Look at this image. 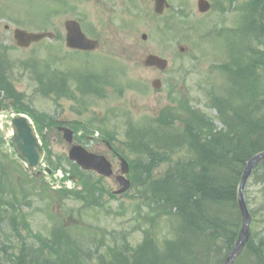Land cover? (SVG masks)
<instances>
[{
	"label": "rangeland",
	"instance_id": "rangeland-1",
	"mask_svg": "<svg viewBox=\"0 0 264 264\" xmlns=\"http://www.w3.org/2000/svg\"><path fill=\"white\" fill-rule=\"evenodd\" d=\"M168 1L171 7L163 15L155 14L154 0L0 1L1 24L15 23L31 31L57 35L54 40H44L26 50L13 46L3 59L6 74L2 75H7L14 84L16 99L23 103H8L11 109L0 112V244L4 243L2 240L7 243L6 238L11 236L10 223L4 222L8 217L19 223L13 231L19 245L50 238L54 226L60 224L84 242L92 236L104 237L110 244L112 236L125 235L131 248L143 242L148 233L151 239L160 242L170 237L174 224L168 219L150 221L152 208L142 188L145 170L150 168L151 156L156 154V144L142 137V142L150 144L148 155L140 148L133 150L132 135L128 133L126 138L124 134L130 127L133 133L143 132L141 129L146 127L168 130L172 124L164 125L161 118L167 117L174 123L177 118H187L189 108L202 111L218 127L222 126L217 120L218 112L209 108L208 103L212 92L220 95L227 85L224 74L215 68L225 61L226 53L221 40L206 34L219 27V22H223L221 28L235 29L242 15L239 9L249 0H209L213 7L206 15L198 11V0ZM69 19L85 24L102 47L89 54L69 51L64 27ZM0 31L6 42L2 45H14L11 34L3 28ZM143 34H147V39H142ZM149 54L168 59V69L160 72L145 67L143 61ZM80 71L96 79V94L76 92V78L66 82L74 95L61 94L59 89H51L48 96L35 91L42 84L54 82L61 72H74L77 77ZM259 75L264 88V70ZM155 79L163 83L160 90L152 86ZM185 101L188 109H183ZM17 104L33 109L30 112L36 117L37 126L42 127L40 132L47 133L52 161L63 159L51 175L45 171L24 174L25 164L14 152L11 139L10 114ZM55 120L75 126L81 137L86 135L77 141L91 149L96 144L88 136L99 133L97 138L106 139L108 132L117 135L114 146L137 166L133 188L118 196L114 194L118 189L114 179L101 180L96 174L85 173L84 187L79 190L81 184L67 179L80 172L69 164V145L55 128ZM143 144L137 146L143 148ZM172 153L178 158L187 156L184 149ZM106 154L112 157L114 170L118 171V159L112 153ZM158 166L153 170L154 176L165 171L169 163ZM253 180L247 192L254 200L253 207L259 208L264 200V187L255 185ZM253 230L256 234L264 233V210L259 211Z\"/></svg>",
	"mask_w": 264,
	"mask_h": 264
},
{
	"label": "trees",
	"instance_id": "trees-1",
	"mask_svg": "<svg viewBox=\"0 0 264 264\" xmlns=\"http://www.w3.org/2000/svg\"><path fill=\"white\" fill-rule=\"evenodd\" d=\"M239 10L242 15L235 29L215 27L214 31L224 39L228 59L221 65L227 73L228 90L212 103L223 127L219 129L205 114L190 110L187 118L175 119L181 124L163 117L164 125L172 124L171 128L144 136V141L156 144V154L142 180L145 200L152 208L150 220L171 221L173 237L160 242L147 234L131 248L125 235L112 236L110 244L103 239L99 241L103 244L84 242L60 225L40 245L27 241L19 245V239L14 245L7 238L9 245L0 244V264H221L225 260L242 225L238 190L244 168L254 154L264 151V98H256L262 80L259 71L264 70V0H249ZM0 81L11 94L8 81L1 75ZM133 143L137 146L140 141L135 138ZM149 147L146 143L150 152ZM183 149L187 156H172L173 151ZM164 162L170 168L154 176L155 167ZM252 179L264 187V161ZM245 193L255 222L264 210V200L255 208L251 194ZM8 218L2 220L18 229L16 218ZM236 264H264V233L253 231Z\"/></svg>",
	"mask_w": 264,
	"mask_h": 264
},
{
	"label": "water",
	"instance_id": "water-1",
	"mask_svg": "<svg viewBox=\"0 0 264 264\" xmlns=\"http://www.w3.org/2000/svg\"><path fill=\"white\" fill-rule=\"evenodd\" d=\"M156 11L161 13L164 10L166 0H156ZM199 8L201 12H207L210 9V4L205 0L199 1ZM67 27V46L73 49L80 50H94L100 46L98 41L88 39L86 35L82 32L80 24L76 21H69L66 23ZM53 36L51 33H41V34H24L18 32L17 38L23 40L24 42L38 41L42 38ZM146 64L149 66H157L160 69H165L167 66V61L163 60L157 56H149L146 60ZM159 81L155 83L158 87ZM13 129H14V144L16 150L20 156L28 163L29 168L34 170L39 167L41 159L43 157V148L36 136L33 127L31 126L29 119L23 115L17 116L13 119ZM66 138L68 141H72V132L67 131ZM70 158L77 161L86 170H96L99 173L110 176L112 174L111 165L104 158H99L89 153L85 148L81 146H74L70 151ZM264 160V152L256 154L247 163L244 174L241 179L239 187V206L242 212L243 225L239 235V239L236 243L235 248L230 253L228 258L223 264H234L238 256L244 250L247 242L249 241L251 230L250 223L252 220L251 214L248 210L247 203L244 198V188L246 183L251 176L253 169L258 165L260 161ZM123 173H129V167L126 161H123ZM119 180L124 185L122 190L125 191L130 187V181L124 179V177H119Z\"/></svg>",
	"mask_w": 264,
	"mask_h": 264
},
{
	"label": "flooded vegetation",
	"instance_id": "flooded-vegetation-1",
	"mask_svg": "<svg viewBox=\"0 0 264 264\" xmlns=\"http://www.w3.org/2000/svg\"><path fill=\"white\" fill-rule=\"evenodd\" d=\"M5 29L8 30L9 29V26H5ZM99 147H97L98 149H96V153L98 154H102L103 153V150H102V147L100 146V144H98Z\"/></svg>",
	"mask_w": 264,
	"mask_h": 264
}]
</instances>
